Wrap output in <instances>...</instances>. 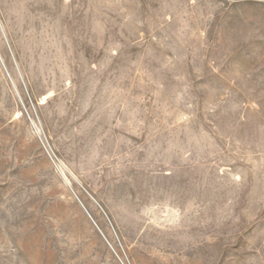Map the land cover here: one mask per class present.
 Wrapping results in <instances>:
<instances>
[{"label": "rangeland", "instance_id": "obj_1", "mask_svg": "<svg viewBox=\"0 0 264 264\" xmlns=\"http://www.w3.org/2000/svg\"><path fill=\"white\" fill-rule=\"evenodd\" d=\"M0 264H264V0H0Z\"/></svg>", "mask_w": 264, "mask_h": 264}]
</instances>
